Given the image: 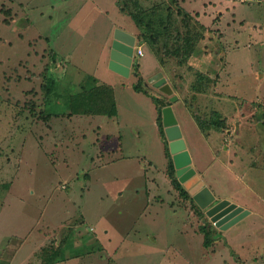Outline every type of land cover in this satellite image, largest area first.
Returning <instances> with one entry per match:
<instances>
[{
    "label": "rangeland",
    "instance_id": "1",
    "mask_svg": "<svg viewBox=\"0 0 264 264\" xmlns=\"http://www.w3.org/2000/svg\"><path fill=\"white\" fill-rule=\"evenodd\" d=\"M80 1L0 0V264H55L58 259L59 264H264V0H116L121 11L117 13L113 7L110 10L111 0H95L108 6L105 11L109 12L103 15L94 0H86L80 11L76 4ZM125 4L138 16L143 15L136 33L147 53L142 64L145 73L158 66L157 59L162 73L175 86L181 78L186 83V89L182 85L183 102L199 129L192 118L181 113L189 148L203 155L206 149L211 150L204 147L205 140L199 135L208 137V131L218 135L213 149L232 144L229 157L221 154L223 167L216 163L218 172L210 170L211 183L215 182L219 191L230 190L235 197L259 203V208L252 207L247 217L226 230L212 224L205 210L199 211L177 193L162 194L171 200V206L180 208L174 216H167L156 204L144 211L145 192H130L141 186L143 166L149 167L151 157L162 168L164 149L161 142L151 149L139 122L119 129L110 125L121 139L107 141V130L102 129L100 137L104 135L105 140L97 143L93 125L100 117L93 114L90 122L67 118L72 97L90 86L94 87L80 95V102L92 97L91 108L102 110L101 97L108 100L103 102L105 107L112 105L114 89L122 102V118L129 116L131 109L140 118L147 116L150 99L161 98L153 89L149 90L151 98L133 96L138 81L133 78L126 79L130 82L126 90L107 84L100 88L96 76L88 72L98 49L86 55L83 41L77 43V54L85 57L76 58V62L82 69L88 68L84 71L90 81L85 76H66L63 64L55 62L61 55L55 52L52 40L66 38L60 32L63 27H72L71 22L91 26L94 15L101 28L89 29L109 27V31L103 29L108 32V47L114 35L113 23L122 22L127 28L133 25ZM156 32L161 33L156 42L143 38L142 34L151 37ZM85 35L87 39L90 32ZM100 37L92 42H103ZM192 39L196 40L195 53L188 57L180 47ZM66 40V44L72 43ZM177 48L180 55H174ZM109 54L111 51L100 63ZM135 61L139 71L140 57L134 56V72ZM106 66L100 65L99 73L113 80L115 74ZM49 76L56 80L51 89ZM86 84L90 86L85 88ZM233 86H238L243 96L231 93ZM73 100L79 103L77 98ZM126 103L131 108L128 111L123 108ZM155 109L153 106L154 114ZM87 122L92 125L86 126ZM87 133L90 137L86 139ZM129 154L133 156L125 157ZM167 157L175 164L171 150ZM151 168L148 176H153L154 187L165 192L172 182H166L165 170ZM243 181L255 193L246 190ZM120 191H124L122 196ZM189 207L196 209V217H189L196 221V232L207 223L218 231L214 236H222L213 247L206 248L202 233H196L192 240L180 233L181 209ZM144 213L154 216L147 218ZM62 256L73 258L63 262Z\"/></svg>",
    "mask_w": 264,
    "mask_h": 264
},
{
    "label": "crops",
    "instance_id": "2",
    "mask_svg": "<svg viewBox=\"0 0 264 264\" xmlns=\"http://www.w3.org/2000/svg\"><path fill=\"white\" fill-rule=\"evenodd\" d=\"M111 1H112V6H111L110 10H112V7H113L116 13H117V11H120L118 9V7L116 6V3H115L116 0H111ZM85 2H86V0H83V1H80L79 3L78 2L76 3V4H78V6H79L78 9L80 11H82L84 9ZM94 2H95V5H96V8L98 10H101V12H99V14L103 15L104 11H105V8L108 7V6L102 5L101 3L96 2L95 0H94ZM94 11H96V9H94ZM105 12H109V10H106ZM77 15L79 17V13H77ZM125 16H128V15L125 14ZM96 17H97L96 15L91 17V21H89V23H91V26L84 27L82 25V22L79 23V24H77V22H75V23L71 22V24H72L71 26L72 27H69L68 29L63 27V29H62L63 32H60V34L61 35H65L66 38L69 41L72 40V43L66 44L65 42L67 40H66V38L64 36L61 39L57 38L60 41L52 40V41H54V44H55L54 45L55 52L58 55H61L60 58H59V56H57V60L55 62H56L57 65H59V64L62 65L63 64V70H64L63 74L65 73L66 76H73V77H74V75H79V77H78L79 79H81L84 76L87 77V75H85L86 72L84 71V69H88V68L85 67L84 69H82L79 66V65H82V64H80V62H76V58L79 57L80 59H83V57H85L83 55H79L78 56V54H77L78 45H80V43L78 45H77V43H78V41H83V42H85V45L82 47V49H83V51H85L86 55L91 53V51H93L94 49H96V48L98 49V53H99L98 57L95 60V62H93V64H91L92 66L89 68L88 72L91 73V74H94V76H96V83L100 84V88L107 84L106 86H109L110 88L115 87V88H118V90H122V89L126 90L125 85L126 84H130V82H126L127 78H133V79H138L139 80V78L141 77L142 78V85H143V87L145 89H148L147 90L148 92H149V90L151 91V89H153L157 94H159L161 96L160 99L162 101L170 102V104L164 105L162 107V109L164 107H166V106H171L172 107L174 115H175V117L177 119V124H178V126L180 128L181 135L179 136V138L184 140V143L186 144V150L189 151V154H190V157H191L190 164H191L192 168H194V170L196 172H195V175L193 177L191 176L188 180L185 181V183L181 182L183 187L188 191V193L190 195V197L187 200H190V202H192L195 205V207L198 206V208H200L202 210V212H203V210H205L204 212L206 213L208 218H210V220L212 221V224H214L216 227H218L220 229H223V228H221L220 226L216 225L214 223V221L212 220V217H210L208 215V213H207L208 210L211 207H213L216 203H218V202H220L222 200H227L228 202L234 203L238 207H241L242 211L243 210L248 211V213L242 219H240L238 222L234 223L230 227L236 225L237 223L242 221L245 217H247L250 214V211L252 210V207L253 208L254 207L259 208L257 206V204H259V203H255L253 201H249V200H247L245 198H240L238 195H236V197H237L236 198L235 195H234L235 193H230L229 192L230 190L229 191L228 190H225V191L224 190H220L219 191L218 190V186H216L217 184H215V182H214V184L211 183L210 170L212 171V170L215 169L218 172V169H216L217 168L216 166L219 165L220 167L221 166L223 167V163L224 162H222L223 159L221 158V154H224L226 157H229L231 152H233L232 144L231 145L230 144L229 145L223 144L220 148L218 147V148L213 149L212 148V145L214 144L213 140L217 139L218 135H216V133H211L210 134V131H208L209 132V133L207 132V136L208 137H205V135L203 133L199 132V135L201 134L200 137L205 140L204 147L211 149V150H209L210 152L208 151V149H206V152H203V153H205L207 159L204 158L205 155L198 154V153L194 152L192 150V148H189V145L187 144L186 133L184 134V131H185L184 130V119H185V117H183V115L186 116V118L188 116H189V118H192L193 119V123H195V126H196V122H195L196 119L193 118L189 114V111L187 110L186 106L184 105V102H183L184 101V97L183 96H184L185 93L183 91L182 85L186 89V83H185V81L182 78L180 80H178V84H177V86H175L172 83V80L166 74L162 73V71H161L162 68H161V66L159 64V61L157 59H156V62L158 64V66L157 67L155 66L153 68L152 72H150L149 74H147L148 72L145 73L142 64L145 65V63H143V61H144L143 57H147L146 50H145V52L143 51V53L141 55H138L140 57V60H141L140 61L139 71L138 72H134L133 69H132V66H131L130 74L127 75V76L122 75V74H120L118 72H115L112 69H110V67H109L110 54L108 55L107 59H104L105 61L100 63L101 57L103 55L105 57L106 53L111 51L110 45H111V42L114 39V35H113V38H111L109 40V42H108L109 44H108V47H107L105 42H106V39L108 37V35H106V34H108V32H106L105 30L109 31V27H108V29L103 28L105 30L102 29L100 31H96L95 29L94 30L89 29V27L91 28L92 26L94 28L95 27H100V23L97 24V20L95 19ZM131 20L133 21V25L128 27L129 29L127 27H125L124 25H122L123 24L122 22H116V23H113L112 31L114 33L115 29L119 28V29H122V30L132 34L133 36H135L136 44H135V48H134V56H136L135 52H136L137 47L140 46V47H142V50H143V47H144L143 45L144 44L142 42H140V40H138V36H137V33H136V32H138L137 31L138 27H137L136 23L134 22V20L132 18H131ZM125 22L131 23L130 21H125ZM87 32H90V37H88L89 39L88 38L86 39V35L85 34ZM98 32L101 33L100 34V35H102L101 37H100V35H97ZM79 34H82V35L84 34V36H82V35L80 36ZM87 36H89V35H87ZM99 37L102 40H104V41L103 42H96V43L92 42L93 40H95L94 38H98L99 39ZM86 40H87V42H86ZM55 42H58L59 46ZM89 43H90V45L92 43L94 46H90V45L87 46ZM144 49H145V47H144ZM62 57L65 58V60H63ZM85 61L87 63L88 59L86 58ZM83 64L85 65L84 61H83ZM105 64L107 65L106 67H107L108 72L115 74L113 80H111V79L107 80L106 77H102L100 75L98 68H99L100 65H102V67H103ZM68 68L70 69V71H68ZM162 74H163V76H162ZM162 77H164L166 79V82L170 85V88H171V92L170 93H165L164 91H161L159 89V87L155 86V82L158 79L162 78ZM222 77H221V80H222V83H223L224 80H223ZM224 78H225V81L228 82L226 80V77H224ZM74 79H76V81H77V78H74ZM87 79L89 80L90 77L88 76ZM102 79H103V81H102ZM82 80H84V79H82ZM69 81H71V80H69ZM74 82L75 81L73 80L70 83H74ZM100 82H102L103 84H101ZM134 82H136V81H134ZM222 83H220L219 86H221ZM87 84H86L85 88L90 86V85H87ZM93 87L94 86H90V88L84 89L82 91V93L80 92V95L83 96L84 92H86V90H88L87 92H89L90 89H92ZM98 87H99V85H98ZM192 88H194V87H192ZM226 88L228 89L227 86H226ZM135 90H133V92H134L133 96H137L138 95V96H144V97H147V98H151L152 97V93L151 92L146 94L144 91H139V90L135 91ZM195 90H193V93H196ZM224 90H226V89H224ZM232 91H234L237 94L236 96L242 95L241 93H239L240 91L238 90V86L237 87L233 86L232 90H231V93H232ZM80 95H79V93H76L74 95V97H72V103H71L72 106H71L70 109H67V112H69L70 115L67 118L69 120H71V122H72V120L74 118L78 119V121L85 120V121H89L90 122V118H91V116L93 114L96 116L95 118L100 117L101 118L100 120L97 119V124L93 125L94 126V130L97 131L96 133H94V136H93L97 143L100 142L101 140L104 141L105 139L107 141H109V140L113 139L114 137L121 139V137H120L118 132L116 133L115 130H110L111 129L110 125H112V127H115L117 129H119L122 125H124V127L136 126L135 124H137L138 122H139L138 124L140 125L139 128H141L144 131V134H143L144 141L147 142V143L148 142L150 143L151 149H152V145L153 144H158L159 142H161V144L163 146V149H164L162 151V154L164 155V157L162 158L163 159V163H164L162 165V168H160L157 165H155L154 164V163H156L154 161L155 158L151 157V159L148 160L149 162H147V163H149L148 164L149 167L148 166H145V167L143 166V171H144L143 176L144 177H141L140 180H139V184L142 183L141 186L138 189H136L134 187V189L130 193H132L134 195L135 194L137 195L140 191H144L145 192V194H146V206H145L144 211H146L147 208H149L150 206L152 207V204H156L158 207H160V209L162 208L163 210H165V213H166L167 216L169 214H171V213H172L171 215H173V216L175 214H177L178 213V209H180V208H178V207L174 208V206H171L170 205L171 204V200L168 201V197H166L167 195H170V194L174 195L176 193L180 196L178 189H176L174 187L173 183H172V185L169 183V181H171V178H170V176L168 174V159H166V158H168L167 157L168 156L167 155V146H169V143H170L171 140L169 139L166 131L164 133L166 134L167 139L165 138V136L163 135V133L161 131V128H163V127H161V124H163V121H164L163 110L161 109L162 113H159V105H157V103L154 101L153 97L150 99L152 101V105L150 107V111H149L147 116L143 115L145 117L143 118V116H142L140 118L139 117V113L137 111H133L128 106V104L126 103V106H123V108H125L127 111L129 109H131V110L129 112V116L126 115L125 118L124 117L122 118L121 115H120V110L122 109L120 103H122V102H119V96L114 92V89H113L112 97H113L114 104H115L114 105L115 106L114 107L115 108V113H110V114L106 113V112H96V111L92 110L91 105L93 103L89 102L92 99V97L87 99L88 100L87 104H84V101L80 102V99H79V97H81ZM75 98H77L79 100V103L75 102V100H73ZM172 98L173 99L175 98V99L173 100ZM70 99H71V97H70ZM92 100L94 101V99H92ZM102 101H103V99H102ZM153 106L156 108L155 109V114L153 112ZM117 107H119L118 110H117ZM182 110H184L185 112H183ZM141 112L142 111L140 110V114H141ZM160 114H161L162 118L159 121L158 117L160 116ZM146 117H148V118H146ZM161 120H162V123H161ZM89 122H87V124H85V125L88 126L89 124L92 123V122L91 123H89ZM210 125H212V123ZM198 126L203 130L204 127L202 128V126L199 125V124H198ZM166 127L167 126L164 125L163 129L165 130ZM208 127L209 128H215V127H212V126H208ZM196 128H197V130H199L197 126H196ZM102 129H106L107 130L106 135H105V139H104V135L102 137H100V131ZM206 129H207V127H205V130ZM153 130L156 133H153ZM208 130H210V129H208ZM139 134L137 136H139ZM84 135L85 134H83V137H84ZM89 137H90V133L89 134L87 133L86 139L89 138ZM167 142H168V144H167ZM192 143H194V142H192ZM106 148L110 149V147H106ZM107 151H111V149L107 150ZM112 152H114V151L112 150ZM169 152H170V148H169ZM101 154L104 156L103 152ZM195 154H196V156H195ZM132 156L133 155L129 154V155H126L125 157L130 158ZM151 156H152V153H151ZM99 158L101 160V156H99ZM137 158H138V156H137ZM216 163H217V165H216ZM153 165L156 166L158 169H161L160 172H163L162 170H165L164 172H166V174H165L167 176L166 177V182L169 183V186L166 185V189H164L165 192L158 191L157 188L154 187L155 185H154L153 176H151V175H150V177L148 176L150 171H151V169H152L151 167ZM175 170H176V167H175ZM228 182L229 181H227V183ZM242 183H243V185H244L246 190H249L252 193H255V191L251 190L252 188L250 189V187L245 185L244 181ZM197 185H198V187H196ZM204 188L208 189V192H210L209 194L211 196H213V198L205 206H201V205H198L196 203L197 201L194 198V196H195V194L196 195L197 194L201 195L202 193H205V189ZM226 191H228L229 193L225 194L224 192H226ZM123 193H124V191H120L119 192L120 196H122ZM162 194H165L166 196L165 195L163 196ZM238 200H240V201H238ZM166 202H168V203H166ZM194 209H192L191 207H189V209H187V210L181 209V211H182L181 212V214H182V227H181L180 233H183V235L186 236L187 240L189 239V237H190V240H192V238H194V236H196V233H202L200 230H199V232H196V221H194L193 219L189 218L190 216H193V217L195 216L196 217V212H195L196 209L195 210ZM186 215H187V217H186ZM152 216H154V215L151 214V213L150 214L149 213H144V217L152 218ZM230 227H228V228H230ZM228 228H226V229H228ZM226 229H224V230H226ZM223 232H224L223 234H226V235L228 234V233H226V231H223ZM202 235H203V233H202ZM218 237L221 238L222 236H218ZM218 239H216L213 242L214 245H215V243H218V241H217ZM211 246H209V247H211ZM209 247H206V248L208 249ZM214 252H212V253L214 254ZM75 256H77V255H75ZM78 256H79V254H78ZM62 257H63V259L61 261H63V262L65 260L68 261L69 260L68 257L70 259L73 258V256H62ZM54 263L55 264H59L61 262L58 259V261L54 260ZM51 264H53V261L51 262Z\"/></svg>",
    "mask_w": 264,
    "mask_h": 264
},
{
    "label": "water",
    "instance_id": "3",
    "mask_svg": "<svg viewBox=\"0 0 264 264\" xmlns=\"http://www.w3.org/2000/svg\"><path fill=\"white\" fill-rule=\"evenodd\" d=\"M135 40V36L132 34L119 28L115 30L109 61L110 69L125 76L130 74V68L134 61ZM155 86L159 87V89L165 93L171 92L170 85L166 82L164 77L158 79L155 82ZM162 110L164 122L167 126L165 131L171 140L169 143L170 150L174 153L176 175L180 182L185 183L186 180L195 175L196 171L190 164L191 157L186 150L184 140L179 138L181 135L180 128L177 124V119L172 107L166 106ZM204 189L205 193L201 195L195 194L194 196L201 206H205L213 198V196L209 194L210 192H208V189ZM207 213L212 217L216 225L226 229L242 219L248 211H242V208L238 207L236 204L230 203L227 200H222L211 207Z\"/></svg>",
    "mask_w": 264,
    "mask_h": 264
},
{
    "label": "trees",
    "instance_id": "4",
    "mask_svg": "<svg viewBox=\"0 0 264 264\" xmlns=\"http://www.w3.org/2000/svg\"><path fill=\"white\" fill-rule=\"evenodd\" d=\"M124 6H126V7H128L127 8V12H129L128 14H130L131 16H132V18L134 19V21H135V23L137 24V25H140V23H142L143 22V18H141V16H143V15H139L138 16V14H137V12L135 13L134 11H133V9H130V7H129V5L128 4H125ZM123 11V10H122ZM124 13H126V12H124ZM170 17H171V15H170ZM148 24V25H147ZM151 24V23H150ZM146 26H148L149 28H152V30H153V27L151 26V25H149V23L146 21ZM167 26V28H168V25H166ZM143 35V38L148 42L149 41V39H152V41L153 42H156L157 41V38H159V37H161V33H159V32H156L154 35H152L151 37L150 36H147L146 37V35H144V34H142ZM164 36H165V34H163ZM192 43H189V41L187 42L186 41V44H185V46L184 45H182V47H180V49L181 50H185L187 53H189V56L188 57H191L194 53H195V48H196V40L195 39H192V41H191ZM179 48H177V50H176V52L174 53V55L175 54H178V55H180L179 53H180V51L181 50H179ZM187 57V58H188ZM185 61V59L184 60H181L180 59V62H184ZM134 65H135V71L136 72H138V69H137V66H139L137 63H136V61H135V63H134ZM49 79H50V81H49V83H52V85L51 84H48L47 85V88H48V90H49V87H50V85H51V87H50V89L53 87V86H55V82H56V80L55 79H53V78H51L50 76H49ZM54 82V83H53ZM54 84V85H53ZM134 87H135V89L136 90H139V91H144L145 93H149L147 90H145V88L143 87V85H142V78L140 77L139 78V80H138V82L134 85ZM79 95H80V93H79ZM102 99L104 98L103 96L101 97ZM153 99L156 101V103H157V105H159V113H162V111H161V109H162V107L164 106V105H166V104H170V102H165V101H162L160 98H156L155 96H153ZM173 99V98H172ZM175 99V98H174ZM173 99V100H174ZM171 100V99H170ZM85 101V100H84ZM103 101H106L107 103H108V100H103ZM103 101H102V105H103V107H104V109H102V110H99V109H97V110H95L94 108L92 109V110H94V111H96V112H106V113H115V104H114V100H113V102H112V105H109V106H107L106 105V107H105V105L103 104ZM84 104H87V101L86 102H84ZM112 106V107H111ZM162 117H161V114H160V116L158 117V120L160 121V119H161ZM161 123H162V120H161ZM161 125H163V124H161ZM202 128H203V126H202ZM161 131H162V133H163V135H165L164 134V129L163 128H161ZM167 155L168 156H170V152H169V148L167 147ZM175 173H176V170H175V165H174V161L172 160V158H169V162H168V174H169V176H170V178H171V181H172V183H173V185H174V187L176 188V189H178V191H179V194L183 197V198H185V199H188L189 197H190V195H189V193H188V191L183 187V185L181 184V182L179 181V179L176 177V175H175ZM197 209L199 210V211H202L200 208H198V206H197ZM198 213V212H197ZM200 214V213H199ZM199 230L203 233V236H204V241H203V243H204V245L206 246V247H209V246H211L212 245V243L216 240V239H218L219 237L216 235V236H214L216 233H217V231L215 230V228L213 227V226H211V225H209V224H207V223H202L201 224V226H200V228H199ZM46 249V248H45Z\"/></svg>",
    "mask_w": 264,
    "mask_h": 264
},
{
    "label": "built area",
    "instance_id": "5",
    "mask_svg": "<svg viewBox=\"0 0 264 264\" xmlns=\"http://www.w3.org/2000/svg\"><path fill=\"white\" fill-rule=\"evenodd\" d=\"M142 53H143L142 47L138 46L135 52L136 56L141 55Z\"/></svg>",
    "mask_w": 264,
    "mask_h": 264
},
{
    "label": "clouds",
    "instance_id": "6",
    "mask_svg": "<svg viewBox=\"0 0 264 264\" xmlns=\"http://www.w3.org/2000/svg\"><path fill=\"white\" fill-rule=\"evenodd\" d=\"M135 57H137V56H135Z\"/></svg>",
    "mask_w": 264,
    "mask_h": 264
}]
</instances>
